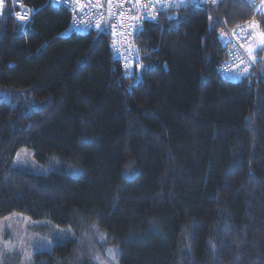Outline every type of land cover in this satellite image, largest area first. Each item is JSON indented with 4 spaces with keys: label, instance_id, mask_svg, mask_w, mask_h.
<instances>
[{
    "label": "trees",
    "instance_id": "1",
    "mask_svg": "<svg viewBox=\"0 0 264 264\" xmlns=\"http://www.w3.org/2000/svg\"><path fill=\"white\" fill-rule=\"evenodd\" d=\"M22 1L25 23L7 0L0 9V93L11 91L0 94V217L74 233L31 264H96L116 245L119 264H264V47L244 76L217 71L222 22L264 28V9L219 0L161 14L124 74L108 28L65 34L67 10ZM21 89L42 106L21 103ZM21 147L57 168L14 167ZM93 224L105 241L84 236Z\"/></svg>",
    "mask_w": 264,
    "mask_h": 264
},
{
    "label": "built area",
    "instance_id": "2",
    "mask_svg": "<svg viewBox=\"0 0 264 264\" xmlns=\"http://www.w3.org/2000/svg\"><path fill=\"white\" fill-rule=\"evenodd\" d=\"M7 1L11 8V16L15 20L22 23L29 20L31 14L29 6L22 0ZM243 1L252 8L258 7L255 15L261 13L264 9L262 0ZM51 2L56 6L63 7L70 14L67 27L63 31L65 34L72 32L85 34L97 29L95 25L99 20L103 19L104 22H107L109 34H111L112 53L114 58L119 62L124 74H127V71L137 63L136 38L144 28L146 22L155 20L161 14H165L171 19L175 18L178 10L183 8L203 4L214 8L217 4H213L211 0H186L184 4L175 3L174 0H139V4L136 3V0H51ZM110 4L111 18H109ZM25 10H30L28 18L20 20L17 13H23ZM153 14L155 15L154 19L151 18ZM129 17H142V19H139L137 22V20L129 19ZM251 20L255 19L253 18L248 21ZM245 22L234 26H227L222 22V25L217 30L218 38L227 50L225 60L217 68L218 74L222 77L232 79L242 77L237 76L236 70H234V65L239 64V60L236 59L237 55L246 61L248 65L247 73L255 69L254 63L249 60L245 48L240 47L241 43L245 45L249 43L248 40L243 39L248 30L238 27V25L243 26ZM114 25L116 26L115 28L113 27ZM221 32L224 33L223 36ZM244 67L245 65H240L241 69Z\"/></svg>",
    "mask_w": 264,
    "mask_h": 264
},
{
    "label": "rangeland",
    "instance_id": "3",
    "mask_svg": "<svg viewBox=\"0 0 264 264\" xmlns=\"http://www.w3.org/2000/svg\"><path fill=\"white\" fill-rule=\"evenodd\" d=\"M257 8H253L254 15ZM105 28H108L107 22L98 30L101 31ZM254 66L256 68V61ZM15 92H18L20 102L30 109H39L42 106L41 100L36 101L29 98L26 89ZM10 93L11 91H3L0 94L2 97L8 98ZM17 153H21L22 159H17ZM17 153L12 162L14 167L39 174H47L57 168V162L54 159L46 163L36 161L31 148L21 147ZM65 232L70 233L68 238L74 236L71 228L59 227L48 218H32L20 212L0 217V264H31V256L34 252L50 250L56 242L61 241L60 237Z\"/></svg>",
    "mask_w": 264,
    "mask_h": 264
},
{
    "label": "snow or ice",
    "instance_id": "4",
    "mask_svg": "<svg viewBox=\"0 0 264 264\" xmlns=\"http://www.w3.org/2000/svg\"><path fill=\"white\" fill-rule=\"evenodd\" d=\"M174 2L178 4H184L186 0H174ZM211 2L215 4L217 3V0H211ZM136 3L139 4V0H136ZM262 3H264V0H262ZM2 6H3V0H0V7ZM165 6H168V5H165ZM109 7H110L109 18H111V15H112L111 4L109 5ZM29 11L30 10H25L23 13H17L18 18L20 20H26L28 18ZM121 16H123V14H121ZM151 18L154 19L155 15L153 14ZM129 19H134V20H137L138 22L139 19H142V17H139V18L129 17ZM209 19L211 20L212 17H209ZM104 23L105 22L103 21V19H101L96 23L95 26L97 29H100L101 27H103ZM113 27L115 28L116 26L114 25ZM238 27H241L242 29L246 28L248 30L245 36L243 37V39L248 40L249 43L246 45L244 43H241L240 47L245 48L249 60L252 63H254L256 60V57L253 55V53L257 51L258 49L264 47V28H261L260 22L256 20L246 21L243 26L238 25ZM221 35L223 36L224 33L221 32ZM236 59L239 60V64L234 65V70H236L237 76H243L248 72V65L246 64V61L241 59L238 55ZM240 65H245V67L241 69ZM137 67H140V66L137 65ZM17 159L18 160L22 159L21 153H17ZM89 232H91L93 236L99 235L102 242L107 239L106 233H100L97 225L95 224L89 226V230L84 233V236L87 237L89 235ZM69 235L70 233L65 232L60 237V239L61 240L66 239L68 238ZM79 242L83 243V239H80ZM92 246H93L92 241L89 240L88 242L89 250L92 249ZM104 254L106 256V259L104 260L101 259V256L99 254L91 256V259L96 261V264H119L120 249L118 245L105 248Z\"/></svg>",
    "mask_w": 264,
    "mask_h": 264
}]
</instances>
